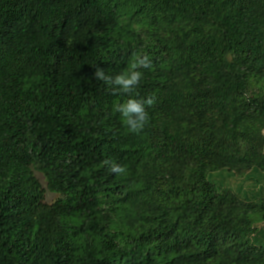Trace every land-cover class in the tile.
I'll list each match as a JSON object with an SVG mask.
<instances>
[{
    "label": "trees",
    "instance_id": "trees-1",
    "mask_svg": "<svg viewBox=\"0 0 264 264\" xmlns=\"http://www.w3.org/2000/svg\"><path fill=\"white\" fill-rule=\"evenodd\" d=\"M260 174L264 0H0V264H264Z\"/></svg>",
    "mask_w": 264,
    "mask_h": 264
},
{
    "label": "clouds",
    "instance_id": "clouds-1",
    "mask_svg": "<svg viewBox=\"0 0 264 264\" xmlns=\"http://www.w3.org/2000/svg\"><path fill=\"white\" fill-rule=\"evenodd\" d=\"M152 66L149 56L141 53H133L129 69L116 75L106 73L99 65L94 66L93 78L106 84L112 95H127L126 100L114 104L113 110L120 114L122 123L131 133H139L143 130L149 122L147 109L154 107L157 102L155 95L150 94L140 98L133 96L143 76L140 69H151ZM104 164L108 165L110 172L114 174H123L126 171L124 166L110 160H105Z\"/></svg>",
    "mask_w": 264,
    "mask_h": 264
},
{
    "label": "rangeland",
    "instance_id": "rangeland-1",
    "mask_svg": "<svg viewBox=\"0 0 264 264\" xmlns=\"http://www.w3.org/2000/svg\"><path fill=\"white\" fill-rule=\"evenodd\" d=\"M37 175L40 178H42L39 174H37ZM258 176H260L259 177L260 181L264 185V174L263 175L260 174ZM219 181H223L224 182V186L230 187V188H232L233 190H235L237 192L241 191V193H245L246 191H249L250 189H254L253 184L251 182H246V181H243L241 179L233 178V177H230V176H226L224 179L219 177ZM46 197H47V201L48 202H52V201H54L57 198L56 195H54V194H52L50 192H47Z\"/></svg>",
    "mask_w": 264,
    "mask_h": 264
}]
</instances>
